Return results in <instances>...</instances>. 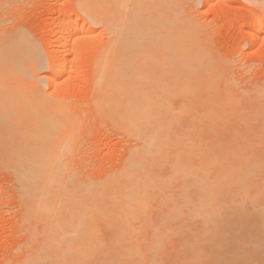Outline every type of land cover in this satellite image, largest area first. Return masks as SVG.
Instances as JSON below:
<instances>
[{"label":"bare ground","instance_id":"6f19581e","mask_svg":"<svg viewBox=\"0 0 264 264\" xmlns=\"http://www.w3.org/2000/svg\"><path fill=\"white\" fill-rule=\"evenodd\" d=\"M184 4H77L109 32L94 88L103 107L120 109L136 144L126 170L100 180L64 168L72 119L42 92L43 81L62 77L72 49L55 46L52 77H38V47L6 46L0 35V118L26 161L15 175L27 213L43 225L31 235L40 246L22 264H264L262 94L227 81ZM183 117L198 126L183 129Z\"/></svg>","mask_w":264,"mask_h":264},{"label":"rangeland","instance_id":"374dc122","mask_svg":"<svg viewBox=\"0 0 264 264\" xmlns=\"http://www.w3.org/2000/svg\"><path fill=\"white\" fill-rule=\"evenodd\" d=\"M86 1L0 0V35L4 36L6 46L30 42L38 47L44 62L38 77L51 76L47 63L55 46L72 49L62 77L53 83L43 81L42 92L57 106V102L64 103L66 106L60 107L72 119L66 123L69 140L62 155L64 168L73 170L80 178L98 180L109 176L110 171H125L136 144L127 134L120 109L103 107L95 92V66L99 65L95 62L99 54L101 58L108 51L110 38L101 24L80 14L77 4ZM184 2L183 17L195 24L208 41L227 81L240 93L259 90L262 98L257 104L264 106V44L258 45L256 28L257 21L264 22V0ZM70 20L77 24L69 25ZM60 58L64 59L63 53L58 60L64 62ZM178 102L173 103L174 107H178ZM241 102L244 107L247 105ZM2 122L0 118V264H22L40 246V241L34 242L31 235L40 234L43 225L31 220L27 213L30 204L22 198L15 175L16 170L26 168V161L14 149L17 137L13 130ZM197 126L196 119L192 122L182 118L183 129Z\"/></svg>","mask_w":264,"mask_h":264}]
</instances>
